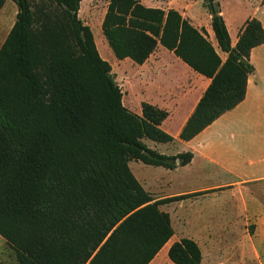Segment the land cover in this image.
Returning <instances> with one entry per match:
<instances>
[{
  "label": "trees",
  "instance_id": "16d2710c",
  "mask_svg": "<svg viewBox=\"0 0 264 264\" xmlns=\"http://www.w3.org/2000/svg\"><path fill=\"white\" fill-rule=\"evenodd\" d=\"M5 0H0V5ZM13 26L0 46V237L13 264H148L173 235L159 208L194 194L153 200L130 161L173 169L192 158L162 154L146 140L171 143L168 112L122 102L111 64L99 53L81 0H13ZM221 59L173 8L108 0L101 31L114 56L142 64L158 45L209 79L178 138L189 140L245 97L250 51L264 28L244 21L232 46L218 0H203ZM173 264H200L192 238L171 243ZM0 264H7L0 261Z\"/></svg>",
  "mask_w": 264,
  "mask_h": 264
},
{
  "label": "crops",
  "instance_id": "0c3cea01",
  "mask_svg": "<svg viewBox=\"0 0 264 264\" xmlns=\"http://www.w3.org/2000/svg\"><path fill=\"white\" fill-rule=\"evenodd\" d=\"M139 1L149 7L176 9L184 17L188 18L196 28H203L206 31L207 39L214 46L221 59L224 60L226 58V53L218 49L216 40L214 39L210 25V15L208 13H206V16L202 14L193 15L191 13L188 2H192L193 0H150L151 3L146 2V0ZM194 1L197 2L198 0ZM246 1L249 6H252V10L248 9L249 11L240 18L238 24L234 28H231L223 9H221V0H218L220 13L225 20L232 46L236 43L238 32L246 19L255 17L264 28V0H256L259 2L257 4L251 3V0ZM81 3L82 0L80 1V6ZM17 11V5L13 0H5L0 5V46L14 24ZM249 60L253 66V70L247 79L244 99L234 108L220 115L210 125L189 140L180 139L178 135L191 115L198 102L197 100H199L206 89L209 79L191 70L173 52L161 45H158L142 64H136L129 58L119 60L120 62H128V68L131 72L125 73L131 79L136 77L137 82L135 83L142 86L136 101L125 103L122 99L123 104L137 114L141 113L142 102L153 104L168 112L160 127L163 131L174 137L173 142L156 143L145 139L144 141L147 146L166 155H174L186 151L192 152V158L188 163L178 165L173 169L144 164L139 161L142 164L141 166L137 164L135 172L129 165L131 171L135 172H133L135 177L144 189L151 194L153 200L176 195L194 194L187 198L170 201L159 206L161 210L168 212L170 216L173 235L148 264H156L159 257L165 258L167 256V250L171 243L183 238H175L177 234H186L188 232L187 234L190 236L191 231L194 229L190 220L191 214H171L170 207L172 204L190 201L200 192H214L216 189L220 191L219 193L229 192L234 190L235 187L244 185L245 182L264 180V167L255 164L253 160H248L247 164L251 165V168L245 170V172L240 167V162L247 159V150L237 145L238 136H242V133L232 130L230 131L232 133L227 135L223 128L226 120L234 119L239 115L241 107L250 97L258 103L264 102V42L252 48ZM129 84L131 83H127L124 90L121 89L123 92L122 98L128 93L127 86ZM227 136L229 140L226 139ZM260 147L258 145L254 151L258 152ZM149 170L155 171V175L149 174ZM216 171L233 176L234 179L221 180L219 177V180L213 186L211 184L206 186L199 185L206 183L204 182L206 178L209 179L213 175H217ZM205 217V214H200V222L198 224L201 228H205ZM188 238L195 240L191 236ZM201 252L203 251L201 250ZM203 261L204 255L202 253L200 264H203Z\"/></svg>",
  "mask_w": 264,
  "mask_h": 264
},
{
  "label": "rangeland",
  "instance_id": "374dc122",
  "mask_svg": "<svg viewBox=\"0 0 264 264\" xmlns=\"http://www.w3.org/2000/svg\"><path fill=\"white\" fill-rule=\"evenodd\" d=\"M251 1L256 4L258 2ZM146 2L151 3L150 0ZM107 3L108 0H82L78 15L85 24L90 26L100 55L111 64L116 83L122 90L127 83H131L127 86L128 93L122 98L123 101L134 102L142 86L135 83L136 77L131 79L127 76L126 73L131 72L128 62H120L114 56L101 31V22ZM221 3V9L231 28L238 24L247 11L252 10V6H249L246 0H221ZM188 4L193 15L206 16L208 13L203 0L197 2L193 0ZM223 125L227 135L232 133L230 132L232 130L242 133V136H238L237 145L247 150V159L240 162L243 172L251 168V165L247 164L248 160H253L255 164L264 167V147H262L264 146V102L258 103L250 97L241 107L239 115L234 119L226 120ZM226 139L229 140V137L227 136ZM258 145L262 148L255 152ZM137 164L141 166L142 163L139 161L129 163L135 172ZM148 173L155 175L153 170H149ZM219 177L221 180L234 179L233 176L217 172V175L206 178L204 181L206 183L199 185L213 186ZM219 192L218 189L214 192H200L190 201L172 204L170 212L174 215L191 214L190 220L194 229L190 236L197 241L203 251V264H264V180L245 182L244 185L235 187L232 191ZM200 214L206 215L205 228L199 227ZM187 233L177 234L175 238L190 237ZM0 261L7 264L15 262L14 252L6 245L2 237H0ZM156 264L173 263L166 256L159 257Z\"/></svg>",
  "mask_w": 264,
  "mask_h": 264
}]
</instances>
